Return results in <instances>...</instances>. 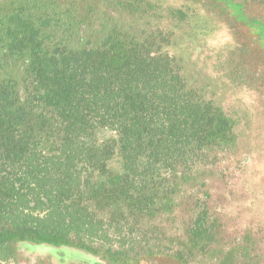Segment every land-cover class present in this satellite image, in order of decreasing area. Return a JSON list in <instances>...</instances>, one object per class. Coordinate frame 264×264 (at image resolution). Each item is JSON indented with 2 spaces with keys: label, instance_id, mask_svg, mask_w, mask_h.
Listing matches in <instances>:
<instances>
[{
  "label": "trees",
  "instance_id": "obj_1",
  "mask_svg": "<svg viewBox=\"0 0 264 264\" xmlns=\"http://www.w3.org/2000/svg\"><path fill=\"white\" fill-rule=\"evenodd\" d=\"M176 5L0 0V264L33 244L250 264L217 237L205 189L236 119L172 51L193 19Z\"/></svg>",
  "mask_w": 264,
  "mask_h": 264
},
{
  "label": "flooded vegetation",
  "instance_id": "obj_2",
  "mask_svg": "<svg viewBox=\"0 0 264 264\" xmlns=\"http://www.w3.org/2000/svg\"><path fill=\"white\" fill-rule=\"evenodd\" d=\"M177 4L178 8H185L189 17H193L191 25L182 30L179 36L180 43L172 50L183 58L185 63V73H188L189 79L192 72L200 73V67H191L189 62L190 45H197L201 39H208L216 36L217 31L222 28L227 30L230 38L224 43L218 45L213 51V60L209 61L207 55L203 60L202 68H212L211 74L214 80H219V84L225 88L246 90L248 93H262L261 99L251 100L256 106L253 112L255 114L233 110L232 112L222 102L213 97L204 87L203 90L196 86V83H190L199 89L207 98L221 105L232 117L236 119V131L238 133V142L232 154L223 161L218 162L210 168L209 174L205 177L206 190L210 193L209 206L213 221L216 222L215 230L217 237L222 241L225 248H238L241 253H245L246 262L250 264H264V240L259 237L258 232L253 228H248L244 233L229 237L226 235V228L220 211L212 206L213 193L210 189V178L214 174V168L218 165L234 160L237 152H243L240 158L241 166H244L249 160L247 155L248 147L256 144L264 145V0H209L206 4L204 0H171ZM177 1V2H176ZM172 3V2H171ZM190 6L191 10H187ZM240 29V32L237 31ZM178 33V32H177ZM263 37V38H262ZM203 49L200 47L197 54L202 55ZM195 65V64H194ZM187 68V70H186ZM200 72H198V71ZM190 74V75H189ZM203 85V84H202ZM205 86V85H203ZM206 90V91H204ZM261 91V92H260ZM262 100V101H261ZM259 101V102H258ZM256 103V104H255ZM247 110V109H246ZM250 115V117H249ZM247 117V118H244ZM243 124V125H242ZM244 136L248 138L245 149L241 147L244 142ZM241 154V153H240ZM190 213V212H189ZM181 223L185 217L181 215L178 218ZM188 219V218H187ZM189 220V219H188ZM183 225L180 227V233H183ZM49 246L56 251H45L42 258L34 259L32 255L26 252L35 250H44ZM72 248L75 254L68 256L67 249ZM33 251V253H34ZM84 251V252H82ZM39 252V251H38ZM44 252V251H42ZM70 255V254H69ZM11 264H119L116 260L105 258L102 253L94 250L74 246V245H39L33 244L22 249L17 258L12 260Z\"/></svg>",
  "mask_w": 264,
  "mask_h": 264
},
{
  "label": "rangeland",
  "instance_id": "obj_3",
  "mask_svg": "<svg viewBox=\"0 0 264 264\" xmlns=\"http://www.w3.org/2000/svg\"><path fill=\"white\" fill-rule=\"evenodd\" d=\"M237 31L240 32V29ZM229 38L230 34L222 28L220 31H217L216 36L214 35L208 39L200 38V42L197 45L191 44L189 46L191 53L189 56L190 66L200 67L203 74L192 72L190 79L188 73L186 74L191 82L196 83L195 85L202 90V87H204L232 112L236 110L243 115H246L245 112H247L251 113L252 116L256 112H253L256 106L253 105L254 103H251V100L261 99L262 93L260 95L259 92L255 91L254 94H251L245 89L233 91L231 88H225L222 83L219 84L221 81L212 78L211 67H201L203 60L207 59L206 56H209V61L211 62L213 60V51H215L218 45L225 44ZM261 43L264 44L262 41ZM200 47L203 49L202 55L197 54V50L199 51ZM247 140L248 138L244 136V142L241 145L243 149L247 145ZM247 149L246 154L250 158L244 166H241L240 161L235 160L241 157L243 152L240 150L235 155L236 158L234 160L229 161L228 159L225 163L214 168V174L210 178V189L213 193L211 204L220 211L227 236L234 237L240 235L251 227L264 240V145L260 146V144H256ZM112 164L120 166V163L117 161H113ZM33 251L26 253L27 255H32L34 259H38L42 258L43 255L41 254L45 253V251L53 252L56 250L55 248L46 246L41 252L40 250H38L39 252L35 250L33 253ZM74 251V249L69 248L66 253L68 256H71L75 254Z\"/></svg>",
  "mask_w": 264,
  "mask_h": 264
}]
</instances>
